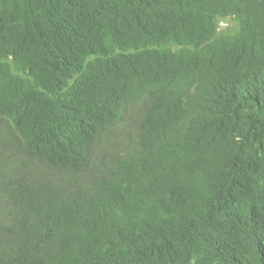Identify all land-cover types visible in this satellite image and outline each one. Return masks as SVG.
Segmentation results:
<instances>
[{
    "label": "trees",
    "instance_id": "obj_1",
    "mask_svg": "<svg viewBox=\"0 0 264 264\" xmlns=\"http://www.w3.org/2000/svg\"><path fill=\"white\" fill-rule=\"evenodd\" d=\"M256 228L264 0H0V264H264Z\"/></svg>",
    "mask_w": 264,
    "mask_h": 264
},
{
    "label": "clouds",
    "instance_id": "obj_2",
    "mask_svg": "<svg viewBox=\"0 0 264 264\" xmlns=\"http://www.w3.org/2000/svg\"><path fill=\"white\" fill-rule=\"evenodd\" d=\"M228 26H230V21L228 19H223L219 22V28L220 29H224L227 28ZM256 237L259 240H264V236L262 235V233H260L258 231V228H256Z\"/></svg>",
    "mask_w": 264,
    "mask_h": 264
},
{
    "label": "rangeland",
    "instance_id": "obj_3",
    "mask_svg": "<svg viewBox=\"0 0 264 264\" xmlns=\"http://www.w3.org/2000/svg\"><path fill=\"white\" fill-rule=\"evenodd\" d=\"M231 24V23H230Z\"/></svg>",
    "mask_w": 264,
    "mask_h": 264
}]
</instances>
